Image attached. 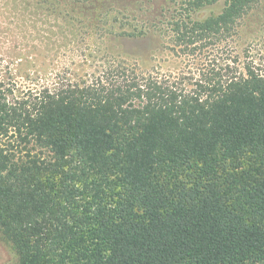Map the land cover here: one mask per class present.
Here are the masks:
<instances>
[{
	"label": "trees",
	"instance_id": "16d2710c",
	"mask_svg": "<svg viewBox=\"0 0 264 264\" xmlns=\"http://www.w3.org/2000/svg\"><path fill=\"white\" fill-rule=\"evenodd\" d=\"M168 1L165 21L106 39L205 56L191 86L107 49L92 80L0 84V232L18 264H264V69L215 55L264 0Z\"/></svg>",
	"mask_w": 264,
	"mask_h": 264
},
{
	"label": "rangeland",
	"instance_id": "374dc122",
	"mask_svg": "<svg viewBox=\"0 0 264 264\" xmlns=\"http://www.w3.org/2000/svg\"><path fill=\"white\" fill-rule=\"evenodd\" d=\"M79 1L0 0V84L4 88L23 97L31 90L51 87L60 79L92 80L103 75L101 59L106 49L137 60L144 69L176 78L181 84L191 86L200 78L205 56H176L155 34L136 39L113 34L109 41L106 39L113 25L110 30L117 34L121 24L141 27L165 21L173 3L166 0L154 9L136 0ZM223 7L224 2H219L203 9L197 17L218 14ZM126 8L132 10L130 16ZM234 53L242 62L254 60L264 69V3L240 22L238 33L215 55L228 58ZM18 262L13 245L0 232V264Z\"/></svg>",
	"mask_w": 264,
	"mask_h": 264
}]
</instances>
